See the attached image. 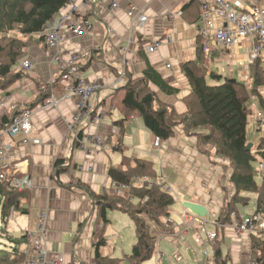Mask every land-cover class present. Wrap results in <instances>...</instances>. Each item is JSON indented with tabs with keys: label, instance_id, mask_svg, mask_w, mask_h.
<instances>
[{
	"label": "crops",
	"instance_id": "crops-1",
	"mask_svg": "<svg viewBox=\"0 0 264 264\" xmlns=\"http://www.w3.org/2000/svg\"><path fill=\"white\" fill-rule=\"evenodd\" d=\"M226 1L240 12L246 11L253 2L264 6V0ZM113 3L119 5L113 7ZM130 11H142L145 25L141 27L134 23L128 15ZM83 20L90 22L91 31L82 36L73 35L68 28ZM54 21L65 27L59 53L64 59L78 54L82 76L89 82L104 85L93 104L105 109L108 115L98 125L79 128L80 137L75 140L69 130L76 112L75 101H62L57 107L48 109L38 106L33 112L30 138L40 139L39 145L22 136L0 138V145L12 144V149L0 159V172L17 168L20 174H29L34 182V189L28 190L29 198L22 201L25 213L15 212L10 217L11 220L15 215L20 216L25 231L21 236H7L20 239L28 232L35 234L34 238L27 235V243L19 246L25 255L22 264H29L38 239L42 240L49 259L63 257L67 264H96L95 244L101 237L106 242L101 248L102 258L131 264L129 256L137 242L132 218L122 211L109 210L105 224L94 197L108 192L112 183L108 175L111 167L127 170L134 167V161L138 159L152 163L157 182L164 184L175 198L169 218L163 219L166 230L152 225L157 245L153 258L146 264H173L167 257L171 251L177 253L174 255L177 264H192L193 261L206 264L203 251L196 243L197 230L189 228L186 223L189 212L183 204L190 201L204 205L208 209L207 219L212 222L237 194L249 199L246 205H235L237 216H231L223 228L210 223L207 229L218 232V240L222 241L220 249L229 256L228 264H250L253 259L252 239H264V215L255 217L251 233L237 234L235 228L255 216L257 194L238 192L230 181V161L216 157L210 147H201L198 135L207 134V131L187 132L184 125H179L173 137L161 140L151 133L137 114L128 115L125 120L124 92L116 94L115 90L127 84V77L133 80L142 78L150 65L170 86L179 90L176 95H167L149 84L157 96V104L170 107L182 116L187 114L193 95L183 72L184 64L195 62L203 67L210 85H220L228 79L243 83L252 92L255 89L252 71L258 65L264 72V53L257 63H251L250 42L234 49L212 47L209 52L201 49L198 34L201 12L197 0H72ZM168 37L172 38L171 42L165 41ZM161 40L164 42L155 52H147V45ZM28 51L27 59L35 69L10 87L9 95L0 91V118L13 105L34 102L38 97L37 83L47 85L52 79L51 90L57 96L64 91L60 71L51 65V54L43 42L33 43ZM125 60L128 62L124 69L126 76L121 79ZM212 74L221 76V81L212 79ZM117 96V107H111ZM248 110L247 144L256 157L255 179L261 185L264 181V84L256 88V94L252 93ZM122 120V148L114 151L112 148L119 136L111 137L118 135L119 128L115 125ZM97 136L102 138L104 148L94 143ZM58 159L71 160V163L59 167ZM43 212L48 213V220L40 238L37 229ZM167 220L171 221L170 225ZM0 244L7 249L11 246L8 239Z\"/></svg>",
	"mask_w": 264,
	"mask_h": 264
},
{
	"label": "trees",
	"instance_id": "trees-1",
	"mask_svg": "<svg viewBox=\"0 0 264 264\" xmlns=\"http://www.w3.org/2000/svg\"><path fill=\"white\" fill-rule=\"evenodd\" d=\"M71 2L72 0H0V91L9 95V88L26 77L24 70H20L19 67L27 59L29 48L35 42H43L42 33L47 23L54 20ZM258 60L260 58L256 63ZM183 72L193 92L187 114L177 115L172 108L157 104V96L150 90L149 84L157 86L167 95H176L179 90L170 86L152 66L148 65L142 78L133 80L127 77V84L115 90L116 94L124 92L122 105L126 114L125 120L128 115L137 114L142 117L151 133L161 140L173 137L179 125H184L187 132L207 131V134H197L201 147H210L216 157L230 161L232 167L230 181L237 191L256 193L258 196L256 213L252 218L264 215V181L261 185L256 182L257 171L254 168L256 157L248 149L246 136L250 114L248 102L252 93L256 94V88L264 84L263 70L258 65L253 69L255 89L252 92H249L243 83L234 80L226 79L223 84L210 85L204 68L197 66L195 62L184 64ZM211 78L218 81L222 79L216 74H212ZM51 89L49 84L37 83V99L28 104L17 105L15 111L4 114L0 118V132L11 123L15 114L26 110L34 111L40 106L49 98ZM115 98L111 107H117L116 100H119V96ZM122 123L124 120L116 122L115 126L119 128V132L118 135L111 137L112 139L119 136L118 141L114 142L112 148L114 151H120L122 148L120 141L123 134ZM70 163L71 160L67 162L58 159L57 166L65 167ZM134 163L135 166L127 170L111 167L108 175L112 182L124 185L130 184L136 177H146L152 183L145 182L121 195L107 189V193L95 196L94 200L100 206L101 217L105 224L108 222L106 213L109 210L122 211L132 218L136 227L137 242L132 248L129 260L131 264H146L153 258L157 245V237L153 233L152 225L166 230L163 219L165 221L169 218V211L175 203V198L158 184L151 162L138 159ZM29 195L28 190L10 188L8 179L0 182V212L5 225L10 221L13 213H25L22 201L27 200ZM248 200L238 194L235 195L226 203L216 223L224 225L229 222L231 216H237L235 205H246ZM7 239L11 246L9 249L4 244L0 247V264H22L25 255L20 251L19 246L27 243V234L20 239L12 237ZM221 243L222 241L217 238L216 243L211 247L212 253L208 264H228L229 256L222 253ZM105 244L102 237L95 244L96 264H119V260L102 258L101 248ZM251 252L253 259L250 264H264L263 238L252 239Z\"/></svg>",
	"mask_w": 264,
	"mask_h": 264
},
{
	"label": "built area",
	"instance_id": "built-area-1",
	"mask_svg": "<svg viewBox=\"0 0 264 264\" xmlns=\"http://www.w3.org/2000/svg\"><path fill=\"white\" fill-rule=\"evenodd\" d=\"M200 5L201 25L198 29L199 38L202 41L203 50L209 52L212 47L215 48H235L241 47L245 42H250L252 45V52L250 62L255 61L264 53V6L253 2L246 11L240 12L235 9L226 0H197ZM119 3H113V7H117ZM129 17L138 26L145 25V19L142 11H130ZM221 25V26H219ZM75 36H82L84 33L91 31L92 25L89 21L83 20L81 23H75L68 28ZM65 35V27L62 23H55L51 20L45 26L42 36L44 37L43 44L51 54V65L56 66L60 71V78L65 84L62 95L57 96L51 91L49 98L44 100L39 106L42 109L57 107L62 101H75L76 112L69 124V130L73 134L75 140L79 139V128L90 125H98L100 121L108 114L105 109L98 108L93 104V100L98 92H100L104 85L97 82H89L81 73L80 56L73 54L68 59H64L59 53L60 43ZM165 41L171 42L172 38L168 37ZM164 42L163 40L146 46L147 52L153 53ZM125 53V51H124ZM128 62L123 63L124 69ZM21 69L25 73H30L35 69V65L28 59H25L21 64ZM121 71V79L126 76L125 70ZM122 80L120 81V83ZM52 79L48 84H52ZM122 84V83H121ZM124 86V85H122ZM17 105H13L10 111H15ZM34 111H23L13 116L12 121L0 133V138L3 136H10L12 138L22 136L25 140H30L33 144L39 145L40 139H31L33 132L32 117ZM94 143L104 148L103 140L97 136ZM84 147V145H82ZM12 149L11 143L0 145V159L4 158L5 154ZM155 151H158L155 148ZM262 171L264 172V162L262 163ZM9 180L10 188L20 191L34 189V182L29 174L21 173L16 168L15 170H7L0 172V182ZM152 183L148 178L136 177L130 184L119 185L112 182L108 190H112L118 195L131 191L134 187L141 186L143 183ZM159 184V183H158ZM160 185V184H159ZM167 192L171 193L165 185H161ZM48 220V213L41 214L40 226L37 229V234L42 237L45 233ZM186 223L191 229L197 230L196 243L202 249L206 264L210 259L209 247L211 248L218 238L216 231H209L207 229L210 223L219 228L224 225L218 224L215 221L208 219H200L192 214L186 216ZM170 225L171 221L167 220ZM255 227V218H248L236 225L237 234L251 233ZM186 232L183 233L185 236ZM27 235L35 237L34 233L28 232ZM39 238V237H38ZM32 256L29 264H67L65 258L58 257L49 259L46 248L41 239L36 240Z\"/></svg>",
	"mask_w": 264,
	"mask_h": 264
},
{
	"label": "rangeland",
	"instance_id": "rangeland-1",
	"mask_svg": "<svg viewBox=\"0 0 264 264\" xmlns=\"http://www.w3.org/2000/svg\"><path fill=\"white\" fill-rule=\"evenodd\" d=\"M33 46V45H32ZM32 46L29 48V50L32 48ZM29 52V51H28ZM20 68V67H19ZM218 68H215V70H217ZM21 70V69H20ZM26 74L28 73H25V76H27ZM25 79V78H24ZM52 91V90H51ZM130 151L133 152V147L130 146ZM173 207V206H172ZM15 219H11L7 225H5L2 221V218H1V212H0V242H4L5 239H7V236H12V235H15V236H21L23 234V231H25L24 229V226L23 224L21 223V217L18 215H15ZM18 217V218H17ZM18 222L16 223L15 221ZM153 229V228H152ZM3 245L0 244V247H2ZM226 246V245H225ZM209 252L210 254L212 253V248L209 247ZM177 254L176 252H168L167 253V257L169 259H171L173 261V264H177L178 262L174 259V255ZM201 261V260H200ZM125 264H129V263H125ZM184 264V263H183ZM192 264H196L195 261H193Z\"/></svg>",
	"mask_w": 264,
	"mask_h": 264
},
{
	"label": "water",
	"instance_id": "water-1",
	"mask_svg": "<svg viewBox=\"0 0 264 264\" xmlns=\"http://www.w3.org/2000/svg\"><path fill=\"white\" fill-rule=\"evenodd\" d=\"M248 149L251 150V146H248ZM184 208L192 215L200 218L207 219L208 218V209L201 204H196L190 201H186L183 204Z\"/></svg>",
	"mask_w": 264,
	"mask_h": 264
},
{
	"label": "bare ground",
	"instance_id": "bare-ground-1",
	"mask_svg": "<svg viewBox=\"0 0 264 264\" xmlns=\"http://www.w3.org/2000/svg\"><path fill=\"white\" fill-rule=\"evenodd\" d=\"M79 11V10H78ZM75 16V15H74ZM155 44V43H154ZM234 49V48H233ZM239 52H241V51H239ZM129 54V53H128ZM128 68V67H127ZM124 69V68H123ZM26 78V77H25ZM125 79V78H124ZM119 85V84H118ZM118 88V87H117ZM114 92V91H113ZM9 98V97H8Z\"/></svg>",
	"mask_w": 264,
	"mask_h": 264
}]
</instances>
